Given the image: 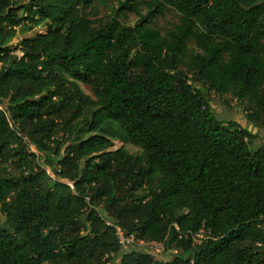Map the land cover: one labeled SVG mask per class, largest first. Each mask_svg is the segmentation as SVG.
Wrapping results in <instances>:
<instances>
[{
  "label": "trees",
  "instance_id": "1",
  "mask_svg": "<svg viewBox=\"0 0 264 264\" xmlns=\"http://www.w3.org/2000/svg\"><path fill=\"white\" fill-rule=\"evenodd\" d=\"M212 92L264 129V0H0V264H264V145Z\"/></svg>",
  "mask_w": 264,
  "mask_h": 264
},
{
  "label": "rangeland",
  "instance_id": "2",
  "mask_svg": "<svg viewBox=\"0 0 264 264\" xmlns=\"http://www.w3.org/2000/svg\"><path fill=\"white\" fill-rule=\"evenodd\" d=\"M116 5L112 3L110 6H100V15L99 17L108 18L109 16H113L115 12L112 10V6ZM143 6V5H142ZM144 11V9H142ZM179 14L173 8H170L163 16H157L154 20L156 25L162 29L164 33L166 29H168L171 25L178 22ZM120 19L123 23L127 25H134L138 20L139 16L133 12H126L121 15ZM47 32V25L43 23L41 25L36 26L33 30L17 34L11 41L10 45L15 46L19 44L24 38L35 36L38 33H45ZM190 48L194 49L196 47L193 41L189 43ZM81 88L85 93L94 97L92 89L84 84L80 83ZM212 98L211 106L214 110L216 116L221 119L222 121H230L234 120L237 121L242 127L248 129L251 133L255 135L253 139L254 146H261L264 145V129L258 127L255 123L249 121L246 116L245 110V102H240L239 100L235 99L231 94H216L210 93ZM125 148L127 151L133 154H137L141 152V148L130 143L129 141H121L120 139L113 140V146L109 149V151H114L119 148ZM32 151H35L39 154L41 162H45L46 168L48 173L54 177V173L51 170L50 161L46 159L49 155L45 152H38V150L33 147ZM5 220V216L0 212V221L3 222ZM200 238V237H199ZM139 250L148 251L150 252L155 258L167 260L172 255V252H176V250H166L163 248H156L153 245H143L136 246ZM160 249V250H158ZM115 264H119V261Z\"/></svg>",
  "mask_w": 264,
  "mask_h": 264
},
{
  "label": "built area",
  "instance_id": "3",
  "mask_svg": "<svg viewBox=\"0 0 264 264\" xmlns=\"http://www.w3.org/2000/svg\"><path fill=\"white\" fill-rule=\"evenodd\" d=\"M5 105L0 102V110H4L5 109ZM108 224H110L111 226H114V224L110 221H107ZM115 230H116V237L119 241V243L121 244V249L122 250H129L132 246H136V245H153L155 246L156 248H163V244L162 243H159V242H155V241H144V240H140V239H137V236L135 233H129V234H126L120 227L118 226H114ZM203 232L204 230L201 229L199 232H197L195 234V236L197 237V242H198V238L200 237H203ZM195 237V238H196ZM160 250V249H158ZM104 259H106L107 263L108 264H115L116 262L119 261V264H120V260H121V257L116 254L115 252H107L105 253L104 255Z\"/></svg>",
  "mask_w": 264,
  "mask_h": 264
}]
</instances>
